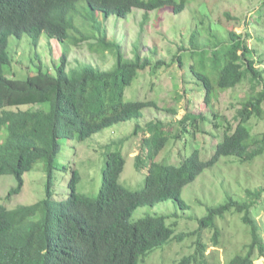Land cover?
<instances>
[{"label":"trees","instance_id":"trees-1","mask_svg":"<svg viewBox=\"0 0 264 264\" xmlns=\"http://www.w3.org/2000/svg\"><path fill=\"white\" fill-rule=\"evenodd\" d=\"M195 2L204 1L0 0V177L12 175L17 181V188L7 198L21 190L24 173L36 163H44L47 175L43 200L14 209L0 202V264H138L140 258L158 247L193 235L198 237L193 243V254L177 264H218L206 259L207 245L201 241L200 232L212 230L211 238L217 245L220 237L217 220L227 214L241 216L249 242L225 264H254L258 258H264V239L250 216L263 189L247 190L245 198L228 196L222 204L207 209V214L198 220V229L191 233L175 235L176 223L167 225L169 216L165 215L131 221L132 213L144 205L171 201L187 210L181 197L183 189L224 157L252 163L264 156V133L254 136L249 125L253 119H264V66H260L264 50L259 60L254 57L258 46H264V0H259L253 12L255 26L262 28L251 38L253 45L248 43V33L239 34L213 25L202 14L199 19L193 17L195 25L188 35V46L178 47L169 63L139 55L126 58L118 42L107 40L104 24L110 18L125 19L133 10H141L146 19L149 12L166 8L179 14ZM85 7L89 12L82 13L80 8ZM82 27L91 29L82 31ZM43 35L69 46L96 39L90 47L101 53L109 52L114 63L107 70L92 65L67 68V57L62 54L52 76L43 71L36 55L35 74L25 79L8 78L5 68L12 63L8 51L10 37L27 36L36 48ZM174 63L179 67L187 65L189 79L184 91L201 88L202 102L212 115L188 113L172 131L160 121L136 125L125 141L106 145L98 195L79 194L75 168L54 164L63 137L75 131L78 141H85L104 129L142 118V111L147 108L173 112L174 109H163L154 101H126L125 91L140 75ZM244 81L251 84V93L241 102L237 124L232 128L215 111V102L220 92ZM19 106L38 108L11 109ZM212 127L223 136L208 159H200L199 151L192 149L183 160L180 156L176 161L168 157L157 161L166 146H170V138L177 129L178 138L185 133L195 138L207 130L211 133ZM139 133L144 136L134 164L146 171L142 186L132 190L119 183L126 164L122 149ZM115 145L117 148L113 150ZM173 145L177 146V142L173 141ZM55 169L69 171L65 200L54 199Z\"/></svg>","mask_w":264,"mask_h":264},{"label":"rangeland","instance_id":"rangeland-1","mask_svg":"<svg viewBox=\"0 0 264 264\" xmlns=\"http://www.w3.org/2000/svg\"><path fill=\"white\" fill-rule=\"evenodd\" d=\"M203 1L202 4L198 3L199 1L192 3L179 14H173L172 10L166 8L149 12L146 19L141 10H133L125 19L110 18L104 24L107 29V40L118 42L126 58L139 55L152 61L163 59L169 63L178 47L188 46V35L195 25L193 17L196 16L199 19L202 14L207 15L213 25L218 24L223 29L234 30L239 34L248 33L250 35L248 43L253 45L251 38L255 37L257 32L262 31L261 26H255L253 15L259 6V0ZM80 10L82 13L89 12L87 7L80 8ZM80 18L87 22L83 17L80 16ZM79 21L77 19L76 23ZM86 29H91V27H82L80 30L85 31ZM95 42L96 39H92L69 46L43 35L38 46L34 48L29 37L24 36L18 39L12 36L8 43L12 63L5 68V75L8 78L25 79L35 74L38 64L36 55L39 56L43 65V71H48L52 76L56 74L55 67L60 64L62 54L67 57V68L92 65L107 70L114 63V58L109 52L101 53L94 47H90V44ZM263 50L264 46H258V51L254 56L256 60H259ZM186 66L179 67L177 63H174L169 67L164 66L155 72L152 71V73L146 71L151 75L146 73L145 76L140 75L125 91L126 101H154L163 109L169 108L175 111L147 108L142 111V118L104 129L85 141H78L75 131H72L71 136L63 137L61 152L56 156L54 164L75 168L79 175L77 184L79 194L89 197L98 195L106 145L125 141L136 125H144L148 121H160L166 124L167 130L172 131L180 126L178 122L188 113L212 115V112H209L202 102L201 88L198 87V90L197 87H192L191 90L184 91L185 82L189 79ZM260 66H264V61ZM250 86L248 81H244L233 89L220 92L215 102V111L219 117H224L225 124H230L232 128L237 124L236 115L241 102L251 93ZM44 106L47 107V104ZM28 108L38 107L19 106L11 109L26 110ZM249 125L254 136L264 133V119H253ZM207 131L205 134L198 133L195 138L188 133L178 138L177 129L170 138V146H166L157 161L167 157L176 161L180 156L183 160L192 149L199 151L200 159H208L213 154L216 143L221 141L223 133L220 134V130L214 127L211 133ZM143 136L139 133L138 136L126 142L122 149L126 164L119 183L132 190L142 186L145 176L146 169L139 170L134 164V157L140 153ZM173 141L177 142V146L173 145ZM116 148V145L113 146V150ZM69 176L68 169L67 171L59 169L53 171L55 200L67 198ZM22 178L21 190L7 198L10 192L17 188V181L12 175L0 177V202L8 209L30 205L45 198L47 175L43 162L36 163L32 170L24 173ZM256 189L264 190V156L256 158L252 163H238L233 158L224 157L183 189L181 197L188 206L187 210H181L171 201L144 205L132 213L131 221L165 215L169 216L166 219L167 225L176 223L175 235L191 233L198 229V220L207 214V209L222 204L228 196L238 199L245 198L247 190ZM250 216L260 228L261 237L264 239V193ZM240 218L241 216L237 214H227L217 220V228L220 231L217 245L212 241V230H201V241L207 245L205 257L209 262L225 264L235 254L240 253L243 246L249 242L246 227L241 223ZM197 238L193 235L181 241L173 240L153 250L146 257L140 258L138 264H177L184 257L193 254V243ZM254 264H264V258H258Z\"/></svg>","mask_w":264,"mask_h":264}]
</instances>
